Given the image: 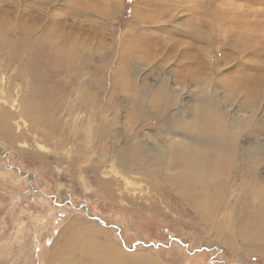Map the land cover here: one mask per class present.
Instances as JSON below:
<instances>
[{
	"label": "rangeland",
	"instance_id": "rangeland-1",
	"mask_svg": "<svg viewBox=\"0 0 264 264\" xmlns=\"http://www.w3.org/2000/svg\"><path fill=\"white\" fill-rule=\"evenodd\" d=\"M207 118L236 141L231 183L264 177V0H0V264H95L108 243L118 264H264L155 160Z\"/></svg>",
	"mask_w": 264,
	"mask_h": 264
},
{
	"label": "bare ground",
	"instance_id": "bare-ground-1",
	"mask_svg": "<svg viewBox=\"0 0 264 264\" xmlns=\"http://www.w3.org/2000/svg\"><path fill=\"white\" fill-rule=\"evenodd\" d=\"M54 61L56 62L55 58ZM59 61L61 63L69 62L62 58L57 59V63ZM140 92L136 88L130 94L129 103L131 105H143ZM154 93L152 102L155 103L158 93ZM81 104L85 103L81 101ZM23 109L25 115L34 114L40 120L38 123L44 122L42 124L44 127L50 126L48 117L51 112H49V105L46 102L32 100L29 104L25 103ZM90 115L91 113L88 117ZM92 117L96 118L101 130L105 132L107 123L104 122L102 116L95 114ZM204 120L199 123L198 127L203 130H200V134L194 137L192 143L180 142L178 146L171 148L166 156L155 157V160L158 163H165L171 172H173L171 168H180L177 173L168 176L167 179L181 196L196 209L198 223L205 221L207 227L215 229L214 231L226 243H237L238 241L247 245L249 250L261 252L264 250V177L259 174L258 167L253 170L250 167L247 176V178L249 177L248 188L231 183L233 170L227 163V145L236 141L229 139V131L225 129L224 125L222 128V124L220 126L218 121L210 122L209 118ZM85 121H93V119ZM83 125L91 126L84 122ZM228 196L234 199V204H229L230 201L226 199ZM236 205H239L241 209L238 214L235 213ZM97 250L102 256L112 253L110 258L113 261L110 259V263H118L117 256L120 252L115 251L114 248L108 252V248L100 244L97 248L90 249L94 253Z\"/></svg>",
	"mask_w": 264,
	"mask_h": 264
},
{
	"label": "crops",
	"instance_id": "crops-1",
	"mask_svg": "<svg viewBox=\"0 0 264 264\" xmlns=\"http://www.w3.org/2000/svg\"><path fill=\"white\" fill-rule=\"evenodd\" d=\"M4 123L6 122L5 120H6V118H7V116L6 115H4ZM2 131V130H1ZM3 132L4 133H6L4 130H3ZM96 232H98V231H96ZM92 237H94L93 235H92ZM108 241L110 242V243H113V244H115V245H117V243L116 242H114L111 238L110 239H108ZM121 245V244H120ZM97 246H100V245H97ZM97 246H96V248H97ZM102 246H105L106 248H108V252H111V248H114L115 249V251H117V252H120V250H117L118 249V247H119V245H117L118 247H116V246H112V245H110L109 243L108 244H104V245H102ZM121 247V246H120ZM123 249V248H122ZM124 250V249H123ZM116 252V253H117ZM127 251L126 250H124V254L126 253ZM135 252H137L136 250L135 251H133V252H131V251H129L128 250V254L129 253H135ZM111 254L112 253H110L109 255H107V256H102V255H100L99 254V252H98V250H97V252L95 253V258H96V263L95 264H111L110 263V259H111V261H113V259L112 258H110L111 257ZM121 252L119 253V256H117L118 257V259L121 257ZM114 264H118V263H114Z\"/></svg>",
	"mask_w": 264,
	"mask_h": 264
}]
</instances>
